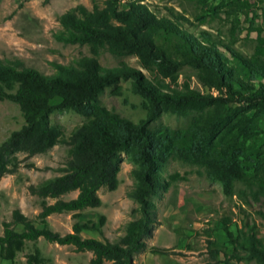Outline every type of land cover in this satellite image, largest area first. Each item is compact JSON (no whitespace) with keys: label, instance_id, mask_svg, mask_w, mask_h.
Instances as JSON below:
<instances>
[{"label":"trees","instance_id":"obj_1","mask_svg":"<svg viewBox=\"0 0 264 264\" xmlns=\"http://www.w3.org/2000/svg\"><path fill=\"white\" fill-rule=\"evenodd\" d=\"M142 2L103 0L102 7L94 4L91 11L79 5L62 14L57 39L86 46L89 56L72 65L51 63L53 73L49 76L19 60H0V101L16 104L24 120L0 143V179L17 171L18 154L30 158L57 145L69 148L67 161L56 169L59 175L28 187L29 193L41 200L38 219L42 228H36L19 209L12 211L10 222L3 223L0 259L4 262L13 263L26 243L43 238L73 246L78 252H91L90 264H132L135 254L146 248L144 238L150 236L155 223L153 199L184 180L177 173L162 177L170 162L197 167L204 177L221 185L226 197H264L262 156H254L251 147L244 145L249 137L240 130L234 132L238 125L228 128L235 122L237 109L233 105L254 106L264 112V65L206 31H199L198 37L183 31L181 23L186 19L181 14L172 12L171 19L158 18ZM164 42L175 43L174 50ZM105 52L117 58L135 57L154 81L125 64L102 67L99 58ZM182 64L195 72L203 87L219 95H200L187 85L171 89ZM120 80H130L145 102V117L137 123L94 104ZM65 110L85 119L69 133L50 123L53 113ZM161 114L187 120V124L180 128L153 125ZM122 155L132 164L134 185L128 197L137 204L138 216L126 224L117 242L83 239V231L101 232L104 217H99L98 227L93 222H79L80 213L101 206L100 189L116 190ZM237 185L242 190H237ZM72 192H77L75 198L60 199ZM47 199L54 202L47 204ZM62 213H71L75 220L72 232L63 236L52 232L46 221L50 215ZM229 221H223L224 233L232 252L223 253L221 263L264 264V245L256 227L245 223L233 235ZM25 262L48 264L35 245Z\"/></svg>","mask_w":264,"mask_h":264},{"label":"rangeland","instance_id":"obj_2","mask_svg":"<svg viewBox=\"0 0 264 264\" xmlns=\"http://www.w3.org/2000/svg\"><path fill=\"white\" fill-rule=\"evenodd\" d=\"M94 4L102 7L103 0H0V60H19L26 67L49 76L53 73L51 63L72 65L77 59L89 56L86 46L65 44L57 39L61 31L58 19L79 5L91 11ZM142 4L158 18L171 19L172 12L181 14L186 19L181 23L183 31L195 37H198L199 31H206L244 56L264 65V0H143ZM120 8H124L123 3ZM164 44L166 48L174 50L175 43ZM219 51L226 55L224 50ZM176 61L181 59L177 58ZM99 62L104 68L125 64L145 79L154 81L135 57L117 58L105 52L101 54ZM178 74L177 84L172 85L171 89L187 85L200 95H219L215 90L203 87L187 64L179 66ZM144 103L134 92L130 80H120L115 87L107 88L94 104L137 123L145 117ZM233 107L237 109L235 122L229 124L228 128L238 125L234 132L240 130L243 134L247 133L249 138L244 145L250 146L253 155H261L264 160V112L249 105ZM84 122L82 116L68 110L50 116V123L66 133ZM23 124L16 104L0 101V143ZM185 124L187 120L165 114H161L153 123L171 128H180ZM68 151L67 146L57 145L44 154L30 158L22 154L16 156L20 161L17 171L0 179V235L3 223L11 221V213L15 209H19L36 228H42L38 219L41 200L31 195L28 187L59 175L56 169L65 164ZM120 164L116 190L100 189L98 196L101 206L83 210L78 220L81 223L93 222L100 227L99 217L103 216L101 232L83 231L81 238L117 242L124 235L126 224L138 216L137 204L128 197L134 185L130 173L132 164L125 155L121 156ZM174 173L184 180L177 181L167 192L153 199L155 223L150 236L144 238L146 248L135 254L132 264H222V254L232 252V246L224 233L226 225L223 221L227 219L230 220L227 226L233 235H237L245 223L254 225L264 245V197L258 200L250 196L226 197L218 182L208 180L197 167L179 162L168 163L162 171V177L166 179ZM236 189L242 190V187L237 185ZM76 194L72 192L60 199L67 201L75 198ZM53 202V199L46 200L47 204ZM46 221L50 230L61 236L71 233L75 222L71 213L52 214ZM34 245L48 264H90L92 259L89 251L78 252L73 246L50 243L39 238L36 243H26L13 263L0 259V264H26L25 256ZM151 248L165 252L155 254Z\"/></svg>","mask_w":264,"mask_h":264}]
</instances>
